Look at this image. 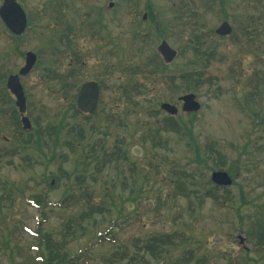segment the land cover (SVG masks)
Segmentation results:
<instances>
[{
  "label": "rangeland",
  "instance_id": "374dc122",
  "mask_svg": "<svg viewBox=\"0 0 264 264\" xmlns=\"http://www.w3.org/2000/svg\"><path fill=\"white\" fill-rule=\"evenodd\" d=\"M18 1L31 26L9 41L0 22V67L16 73L27 50L37 54L21 76L33 129L22 134L27 144L17 145L5 140L10 127L0 128V147L12 150L0 156V264H45L48 251L44 243L36 247L35 232L42 210L43 231L75 258L70 264H131L133 255L142 264H264V249L249 234L264 218V0ZM131 8L139 12L134 22ZM98 15L101 25H93ZM225 19L231 35L219 36L214 30ZM163 38L179 51L164 75L131 77L130 66L155 56ZM201 65L202 84L189 89L179 73ZM56 74H70L68 91ZM88 79L101 88L91 116L72 107ZM132 79L143 85L129 97L121 87ZM190 91L201 103L193 114L178 100ZM163 101L177 105L174 120L192 121L206 163L189 149L188 136L163 128ZM116 144L126 158L98 167ZM210 148L218 154L205 156ZM212 167L235 181L213 190L221 198L208 192ZM167 233H176L175 241L161 255L145 250L151 236Z\"/></svg>",
  "mask_w": 264,
  "mask_h": 264
},
{
  "label": "trees",
  "instance_id": "16d2710c",
  "mask_svg": "<svg viewBox=\"0 0 264 264\" xmlns=\"http://www.w3.org/2000/svg\"><path fill=\"white\" fill-rule=\"evenodd\" d=\"M201 42L197 39L196 44H200ZM197 45H194L193 48L195 50H198ZM195 55L197 57H201L202 58V53L199 51H195ZM151 65V66H150ZM167 66V64H165L161 58H159V56L156 54L155 56H151L147 59L146 62H143L142 64H135L133 66H130V71L132 73L131 77L136 74V73H142L143 76H145V79H157V77L163 76L164 75V70L165 67ZM207 67V66H206ZM51 72L49 74H47V77H51V75L53 76L54 74V70L49 69ZM204 74V65H201L199 67H193L190 71L187 72H181L179 73V76L182 78V81L184 83H186V87L190 88H197L202 84V81L200 79H202V76ZM61 82L63 83V87H65V90L68 91L71 87L70 82L68 81V78L70 77V74H56ZM4 73L0 74V80L3 81L4 80ZM178 78V77H177ZM169 80L170 83H172L174 86H176L177 84H175V77L174 76H169ZM132 81L128 86L126 87H121V90H123V92L128 91L131 92L129 94V97H131L132 92H136L139 93V89L141 88V85L139 82L134 81L133 79L130 80ZM130 86V87H129ZM258 90V87L256 84H253L252 86V90L251 93L254 97V99H256V101H258V97H256V92ZM75 99V94L72 95V101L74 102ZM74 105V104H72ZM74 111L73 112H78V110L76 109L75 105L72 106ZM174 116H169V118H164L162 119V126L163 128L167 129V130H174L177 131L178 133L182 134V135H186L189 137L187 144L189 149H193L194 154L196 155V158L201 160L203 163H206V159L201 157V146L199 143H197V140L193 134V124L191 123L192 121L190 120L188 121H176L173 119ZM63 121V120H62ZM64 124H68V122L66 121ZM77 126V124L73 123L72 126L70 127V129H73ZM60 125L56 128V131L59 132L60 130ZM81 134V133H79ZM37 142H39V140H37ZM209 153H206L205 156L207 157H213V155L218 154V151L216 150H212L211 148L209 149ZM205 152V151H204ZM126 158V150L124 148H122V146L116 144L115 145V149L112 151H105L103 153V160L97 164V166H101V165H105L114 161H118L119 158ZM215 158V157H214ZM98 166V167H99ZM179 183V182H178ZM181 183H179L178 186H180L181 188ZM179 188V189H180ZM216 188L215 185H212V188H210L208 190V192L210 193L211 196L215 197V198H221L219 194L213 192V190ZM3 197H5V200L9 201V203H11L12 197L10 196V192L4 193ZM38 200L41 201L40 199H42L41 195H38ZM67 198H63L62 202H64ZM38 201V202H39ZM3 202V201H2ZM42 220H40V222L37 224L36 227V232H37V240H38V245L41 249L42 244L44 243L43 247H46L47 251H48V257H46L45 259V264H70V262L72 260L75 261V258L70 259L69 256L66 254L65 251H62L60 249V247H62V245L60 243H58V241L54 240L51 236L50 233L43 231V226L41 225L42 222H44L45 218H46V214L45 211L42 210ZM249 234L251 235V237L254 239V247L256 249H264V218H257L256 219V224L255 226L250 230ZM102 236V234H101ZM176 233H167V234H162V235H153L151 236L148 240H146V244H145V250L147 252H152L154 254V257H158L159 255H161V253L163 251H165L167 243L171 244L173 243L175 240L173 238H175ZM42 247V252H44V249ZM126 254V251H123V253H120L118 256H116L117 258H119L120 260L124 258ZM129 259L131 260V264H136V263H141L140 261V257L137 258L136 255L130 256ZM136 260V263H134Z\"/></svg>",
  "mask_w": 264,
  "mask_h": 264
},
{
  "label": "water",
  "instance_id": "95a60500",
  "mask_svg": "<svg viewBox=\"0 0 264 264\" xmlns=\"http://www.w3.org/2000/svg\"><path fill=\"white\" fill-rule=\"evenodd\" d=\"M0 16L4 20L5 24L15 33H21L24 31L27 23L26 14L17 2V0H4L0 6ZM231 27L228 22H223L216 31L221 34H226L230 32ZM158 51L163 56L166 62H170L174 59L177 54L176 49L172 48L166 40H162L158 46ZM36 61V54L32 51L26 53V63L20 69L21 74L27 73L34 62ZM7 86L10 90L15 93L17 97V105L20 108V111L25 110V96L23 92L22 85L19 80L18 74H11L7 80ZM99 87L96 81H87L85 82L78 94L77 106L80 110L84 112H92L96 108L98 101ZM183 101L182 110L184 111H195L200 108V103L196 99L194 93H187L179 97ZM161 107L166 111L174 114L178 111L177 107L174 104L169 102H163ZM24 126L30 127V121L27 117L22 118ZM211 179L217 184L229 185L232 182L231 177L224 170H216L211 173Z\"/></svg>",
  "mask_w": 264,
  "mask_h": 264
},
{
  "label": "flooded vegetation",
  "instance_id": "af4514ba",
  "mask_svg": "<svg viewBox=\"0 0 264 264\" xmlns=\"http://www.w3.org/2000/svg\"><path fill=\"white\" fill-rule=\"evenodd\" d=\"M100 15H102V14H100ZM100 15H98L97 20H95V22H93V25H94V23H97L98 25L99 24L101 25V23L99 21V19L101 18ZM4 28H5V31H6L7 34L15 36V34H12L7 29V27L5 25H4ZM21 35H23V34H21ZM9 96L12 97L11 98V101H12V105L11 106L6 105V102H7L6 97H4V95L0 92V128L9 126L10 129H11V128H13V124L16 121L15 120L16 119V113L15 112L18 109L17 106H16V97L12 93H10ZM25 113H26V111H25ZM9 139H12L13 141L14 140L16 141L15 132L13 134H10V137H5L6 141L9 140ZM11 153H12V150H10L9 148L4 147V146H2V148L0 147V156L1 155H5V154H11Z\"/></svg>",
  "mask_w": 264,
  "mask_h": 264
}]
</instances>
